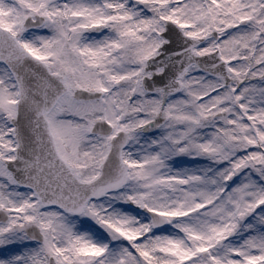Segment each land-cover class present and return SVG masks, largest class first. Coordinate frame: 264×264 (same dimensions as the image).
<instances>
[{"label": "snow or ice", "instance_id": "6c2138e0", "mask_svg": "<svg viewBox=\"0 0 264 264\" xmlns=\"http://www.w3.org/2000/svg\"><path fill=\"white\" fill-rule=\"evenodd\" d=\"M0 264H264V0H0Z\"/></svg>", "mask_w": 264, "mask_h": 264}]
</instances>
